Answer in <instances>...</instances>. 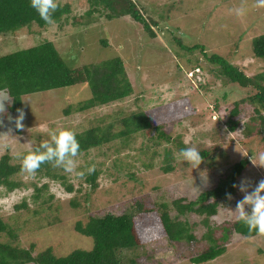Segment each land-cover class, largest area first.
Wrapping results in <instances>:
<instances>
[{"label": "rangeland", "instance_id": "1", "mask_svg": "<svg viewBox=\"0 0 264 264\" xmlns=\"http://www.w3.org/2000/svg\"><path fill=\"white\" fill-rule=\"evenodd\" d=\"M69 1L71 11L63 15V18L70 16L67 25L43 28L34 24L21 30L17 37H1L2 51L6 53L52 40L72 66L120 55L126 61L134 92L116 103L70 115L65 114V108L69 103L86 99L90 95L87 86L30 94L24 96L23 128L16 126L20 113L10 111L7 93L6 111L0 113V158L8 153L13 163L21 164L20 157L48 139L47 133L51 130L65 128L77 133L96 124H116V119L127 116L125 111L141 108L152 112L162 104L185 96L196 111L169 121L166 129L173 137L181 135L186 147H196L200 154L207 151L208 155H201L203 162L194 168L180 157L178 145L162 140L159 151L163 153L169 146L176 155L174 170L166 172L159 167L164 154L155 155L154 166H150L153 152L146 146L151 144L154 132L141 130L128 141L120 138L110 143V149L92 148L79 154L75 158L76 172L85 174L79 176L63 171L67 184L73 185L72 191L62 179L39 175L37 171L34 175L21 171L14 177L23 182L21 187L11 191L0 187V217L14 226L19 234L18 243L23 247L35 243L39 251L51 246L59 255H67L76 248L90 249L93 239L76 231L77 221H86L91 214H122L133 209L139 199L149 203L166 200L171 203L181 196L194 199L215 187L231 166L246 155L251 162L239 176L237 186L245 181L248 191H253L264 179V166L252 161L254 157L259 164V157L264 154V131L254 128L249 132L248 129L256 114L255 107L242 105L239 127L236 131L227 129L229 108L216 112L204 96L206 88L222 83L212 70L217 65L209 62L200 49L187 51L184 47L203 46L207 52L239 65L249 76L264 72V59L255 57L252 45L253 39L264 33V8L255 7V0H136L147 20L159 24L154 25L156 35L152 36L130 16L109 19L108 12L103 10L94 11L89 17L88 3L57 0L61 6ZM242 5L247 9L246 14L237 17L232 10ZM75 17L81 22L79 26L72 25ZM105 38H108V46L102 41ZM4 93H0V98ZM93 164L98 171L95 190L87 181V169ZM237 186L236 195L222 200L218 214L208 221H204V215L184 216L190 232L198 240L193 248H189L186 241L173 246L166 238H161L124 251L127 263L195 264L192 257L212 242L209 233L212 231L219 236L227 222L239 219L235 210L245 193ZM38 193L41 197H36ZM46 199L48 203H44ZM24 202L25 207H16ZM246 211H251L250 206H246ZM2 237L8 239L5 234ZM223 244H226L225 253L200 264H264V235L248 238L231 231L229 240Z\"/></svg>", "mask_w": 264, "mask_h": 264}, {"label": "trees", "instance_id": "2", "mask_svg": "<svg viewBox=\"0 0 264 264\" xmlns=\"http://www.w3.org/2000/svg\"><path fill=\"white\" fill-rule=\"evenodd\" d=\"M86 3L91 9L89 17L94 11L103 10L108 12L109 19L130 16L140 22L152 36L156 35L154 25H159L158 22L152 21L151 24L136 0H82V5ZM70 11V1L64 6L60 5L52 14L54 23L48 24L31 7V0H0V38L9 35L17 37L21 30L30 28L34 24L43 28L58 24L61 28L67 25L70 19V16L63 18V15ZM80 24L79 18L75 17L72 25ZM102 41L108 46V38ZM252 45L255 57L264 59V33L256 36ZM184 49L187 51L200 49L209 62L217 65L212 70L215 76L222 79V83L206 88L204 96L216 112L229 108L226 128L231 131L237 130L240 125V107L249 104L255 107L256 112L251 119L249 132H253L254 128L258 132H263L264 72L249 76L239 65L230 62L224 56L207 52L203 46L184 47ZM79 86H87L90 95L77 103H69L64 110L66 115L73 112H90L98 107L124 100L134 92L126 61L120 55L100 62L72 66L52 40H44L36 45L6 53L2 51L0 45V93H8L10 111L16 113L23 111L24 96ZM180 110H182L181 113H179ZM195 111L187 96L162 104L154 108L152 112L141 108L128 113L122 111L127 116L116 119V124H96L77 132L76 138L80 144L79 154L86 153L92 148L110 149L112 148L110 143L117 139L123 138L128 141L134 133L149 130L154 132L150 138L151 144L147 143L146 146L153 152L150 156V166H154L152 161L155 155L164 154L159 167L169 172L174 170L173 162L176 160V155L174 149L169 146L164 148L163 153L159 151L162 140L175 143L179 146V150L186 146L181 135L173 137L166 129V124ZM201 155L206 156L208 152L204 151ZM250 162V158L247 155L244 156L231 166L222 181L194 199L181 196L173 199L171 203L168 200L162 203L154 201L149 203L145 199H139L135 202L133 209L122 214L112 212L102 216L91 214L86 221H77L76 231L92 238L93 244L90 249L76 248L67 255L57 254L51 246L40 251L35 243L30 247L21 246L18 243L19 234L14 226L0 217V264H128L123 255L124 251L145 246L161 238H166L173 246L183 245L186 241L189 248H193L198 240L195 234L190 232L188 219L184 216L204 215V221H208L209 217L217 215L222 200L229 199L227 194L236 195L237 189L234 185H237L239 176ZM21 171V164L13 163L12 156L8 153L4 154L0 158V187L5 186L9 191L21 187L23 182L14 178ZM63 171L62 168L53 167L50 163L41 164L37 170L39 175L62 179L67 189L72 191L73 185L67 184L68 178ZM97 177L96 169L87 177L92 190L98 187ZM38 190L41 191V188ZM36 197H41L40 193ZM44 203H48V200H44ZM72 204L79 206L76 201H72ZM26 205L24 202L16 207L19 209ZM231 231L248 238L258 235L256 232H249L239 219L227 222L221 235L215 236L212 231L209 233L208 238L212 242L210 241L211 243L191 260L195 264L205 263L225 253L226 244L223 242L229 240ZM3 234L7 235L8 239L3 238ZM130 264H138V261H130Z\"/></svg>", "mask_w": 264, "mask_h": 264}, {"label": "clouds", "instance_id": "3", "mask_svg": "<svg viewBox=\"0 0 264 264\" xmlns=\"http://www.w3.org/2000/svg\"><path fill=\"white\" fill-rule=\"evenodd\" d=\"M59 6L57 0H31V7L48 24L54 23L52 14L58 10ZM254 6L264 8V0H255ZM232 11L237 17H243L247 9L242 5ZM5 101H8L6 92L0 98V113L6 111ZM23 119L24 113L21 110L16 118L18 128L24 127ZM47 135L48 139L42 140L38 147L35 149L30 148L20 157L22 171L34 175L41 164L50 163L53 167L62 168L66 173L75 172L77 175L83 176L85 173L76 172L77 162L75 158L80 152V144L76 138V133L71 129L60 128L49 131ZM180 157L194 168H198L204 159L196 147L181 149ZM259 160L260 163L258 164L255 158L252 157L254 164L264 166V154L260 155ZM94 172L95 165L93 164L88 167L87 174L90 175ZM237 187L245 193L244 198L237 202L235 210L238 213L239 220L244 223L249 232L264 235V179L260 180L251 192L248 191V185L245 181H242ZM227 195L229 199L232 198L230 193ZM246 206H250V212L246 211Z\"/></svg>", "mask_w": 264, "mask_h": 264}]
</instances>
